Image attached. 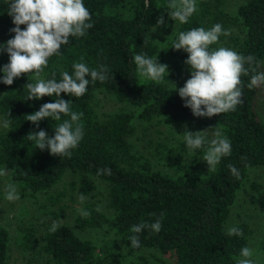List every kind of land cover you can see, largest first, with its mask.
<instances>
[{
    "label": "trees",
    "instance_id": "obj_1",
    "mask_svg": "<svg viewBox=\"0 0 264 264\" xmlns=\"http://www.w3.org/2000/svg\"><path fill=\"white\" fill-rule=\"evenodd\" d=\"M226 1L196 0L197 11L188 22L178 21L172 27L169 24L177 20L169 15V0H83L94 27L83 37H70L59 55L48 58L41 73L42 79L55 74L60 80L64 71L74 74L76 62L90 68L105 65L109 70V79L90 82L82 97L60 94L61 99L71 101L72 111L83 113L84 136L71 150V158L50 155L27 138L41 129L52 137L56 127L70 119L64 114L59 121L45 118L38 122L39 128L27 121V115L41 105L54 102L55 94L27 100L25 85L36 83L34 73L21 74L12 85L0 82V123L8 112L11 119L9 127L0 130L3 177L16 185L21 199L36 201L49 219L62 216L60 203L68 195L82 193L87 198L83 211L90 215L77 213L74 227L81 232L102 231L98 246L65 225H58L55 231L49 227L41 238L35 237L34 227L22 226L18 248L32 252L34 260L42 264H237L241 249L250 248L251 235L247 223L231 221L238 194L248 187V202L264 215V183L249 182L251 171L264 173V83L249 89L252 73L242 75V103L235 111L212 117L193 116L178 95L179 87L175 85L174 90L170 83L171 75L189 72L184 63L188 53L172 48L179 33L207 30L215 24L231 34L221 35L210 48L254 55L257 72H264V0H241L232 10L226 8ZM10 2L0 0V44L14 36L9 31L15 27L7 13ZM161 16L165 25L157 27ZM25 27L20 25L22 30ZM140 53L158 56L159 63L168 65L166 80L170 82L142 76L133 59ZM8 63L7 53L0 51V67ZM96 94L107 97L117 110L96 112ZM151 130L156 138L149 134ZM185 130H206L208 141L221 132L231 142V155L221 158L215 169L208 167L203 157L209 145L189 149ZM229 165L238 169L239 178L232 175ZM104 168L111 174L98 176V170ZM66 176L71 180L62 183ZM97 195L106 200L107 214L93 202ZM161 213V230L144 229L139 234L140 247H131V227L153 223ZM233 226L243 235L228 236L227 230ZM11 242L7 228L0 226V264L10 263ZM257 247L264 253V230ZM139 249L148 251V256H136Z\"/></svg>",
    "mask_w": 264,
    "mask_h": 264
},
{
    "label": "clouds",
    "instance_id": "obj_2",
    "mask_svg": "<svg viewBox=\"0 0 264 264\" xmlns=\"http://www.w3.org/2000/svg\"><path fill=\"white\" fill-rule=\"evenodd\" d=\"M168 8L172 19L180 23H187L194 12L197 11L196 0H169ZM8 15L12 17L15 27L9 31L14 36L6 43L0 44V51L6 52L9 63L0 67L3 76L0 82L12 85L14 78L21 74L34 73L36 83H27L28 99L39 100L41 97H52L54 102L44 103L39 110L27 115V121L32 122L39 128V121L53 117L59 121L61 114L70 117L60 123L54 130L55 134L49 137L44 130L30 132L29 140H34L36 148L47 149L50 155L71 158L73 149L77 148L84 136L83 124L80 122L83 113L72 111L71 101L60 98L61 93L72 94L75 97L85 95L90 82L109 79V70L105 65L90 68L83 62L72 65L74 74L64 71L61 79L57 80L55 74L51 79H42L41 73L47 66L48 58L59 55L63 45L69 43L70 37H83L87 31L94 27L89 9L85 7L83 0H11L8 5ZM20 25H26L22 30ZM165 25L163 16L158 17L156 26ZM231 30L223 29L221 24H215L210 29L193 28L186 32H180L178 41L173 43L175 50L183 49L188 53L184 63L190 71V78L184 86L178 90L174 83L166 80L169 75L168 65L158 62V56L149 57L144 53L136 54L133 59L137 70L142 76L153 81L170 82L174 90L184 100V107L190 108L195 117H212L228 111H235L236 106L242 103L241 96L243 83L241 76L252 73L249 89L264 83V72H257L258 61L254 55L244 56L230 48H210L217 43L221 35L227 36ZM247 65V66H245ZM113 77V76H112ZM203 106V107H202ZM9 112L3 119L2 126L8 128L10 125ZM186 145L191 150H198L208 144L203 160L208 167L215 169L221 158L230 156L232 147L230 140L221 132L215 133L216 138L208 141L206 130L183 132ZM232 175L239 178V171L229 165ZM111 174L108 168L99 169L97 175ZM5 175L0 170V176ZM5 198L8 201L18 200L19 192L13 183H9L5 189ZM81 201L84 196H79ZM81 215H90L82 211ZM163 213L155 222H141L131 227L133 235L129 237L133 248L140 247L139 234L144 229H150L158 233L162 228ZM58 224H54L55 231ZM228 236H242V230L233 226L227 230ZM253 250L243 247L240 251V259L237 264H253L251 257Z\"/></svg>",
    "mask_w": 264,
    "mask_h": 264
},
{
    "label": "rangeland",
    "instance_id": "obj_3",
    "mask_svg": "<svg viewBox=\"0 0 264 264\" xmlns=\"http://www.w3.org/2000/svg\"><path fill=\"white\" fill-rule=\"evenodd\" d=\"M241 0H227L226 1V8L228 10H232L237 6ZM176 22L169 24V26H176ZM157 40H160V34ZM168 76V75H167ZM190 78V71L185 75H171L170 81L177 85V87L182 88ZM173 86V85H172ZM117 105L111 102L107 97H102L100 94H96L94 98V108L98 113H106L111 112L112 110H117ZM264 117V113L262 114ZM2 129V125L0 123V130ZM153 137H157L156 133L151 130L149 133ZM160 138V134H159ZM147 139V138H146ZM144 141V140H143ZM154 146V143H153ZM150 149V148H149ZM154 159V158H153ZM255 176V177H254ZM249 182L252 180H257L260 183H264V173L261 170H253L249 173ZM258 177L257 179H254ZM71 180L69 176L64 178V182ZM9 184L7 178L0 176V226H4L9 231V234L12 238L11 242V256L9 260V264H42L38 260H34V256L32 252H25L24 250L18 248L16 245V240L18 235H20V229L22 226L30 225L34 227L35 237L41 238L45 234L46 230L50 227L52 228L54 224L58 225H65L71 228L80 238L87 239L92 241L93 243L97 244L98 246L101 243L102 239V231L98 229H90L86 230L85 232H81L78 228H75L74 220L77 213L81 214L84 210V200L87 199L84 197V200L81 201L79 199V192H72L71 198L70 195L63 199L60 205L63 206L62 216L56 220L49 219L45 215L40 212V207L35 203L34 200L29 199H21L15 201H8L5 198V189L6 186ZM101 188H97V192ZM248 192V187L243 189L236 199L235 205L231 211V221L239 222L244 221L247 223L251 229L250 235V242L249 246L250 249L253 250V256L251 259L253 260V264H264V253L258 251V242L259 238L264 230V215L260 208L251 205L248 202V198L246 193ZM248 194V193H247ZM93 202L96 204L98 209L105 214H107L106 209V200L101 196L97 195ZM52 209H56V207H51ZM148 251L145 250H136L134 254L136 256H148ZM143 264V263H141Z\"/></svg>",
    "mask_w": 264,
    "mask_h": 264
}]
</instances>
